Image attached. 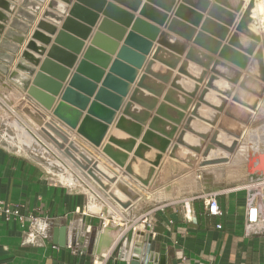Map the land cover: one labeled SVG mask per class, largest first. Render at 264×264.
Returning a JSON list of instances; mask_svg holds the SVG:
<instances>
[{"label": "water", "instance_id": "95a60500", "mask_svg": "<svg viewBox=\"0 0 264 264\" xmlns=\"http://www.w3.org/2000/svg\"><path fill=\"white\" fill-rule=\"evenodd\" d=\"M17 1L0 0V76L26 93L27 101L34 100L45 108H52L55 95L62 91L51 115L76 129L78 136L90 141L92 148L102 157L106 158L104 153L110 161L125 166L124 175L134 178L143 188L150 185L156 172L154 167L160 165L161 154L170 146L208 68H211L212 75L206 87L150 189H145L156 190L184 176L192 167L196 166V171L203 170L230 160L264 96V46L259 45L262 35L255 0H250L242 12L244 0H216L212 5L210 0H182L169 21L168 13L176 4L175 0H148L141 14L159 25L168 22L170 32H161L158 26L142 18L135 19L130 12L105 0H77L33 80L35 66L45 51L43 44L49 43L50 35L56 33L57 24L62 20V16L52 10L64 13L71 0H50L49 8L43 12L21 51L20 44L30 31L40 4L23 0L7 29L6 23ZM115 1L132 10L139 9L141 4V0ZM207 9L208 16L203 20ZM95 11H103L105 18L64 86L62 81L77 60L76 55L83 46L82 39L90 33L89 26L74 16L93 24L97 18ZM131 23L132 28L127 32ZM233 25L234 31L224 44ZM198 26L200 30H196ZM178 36L193 40V45L188 46ZM124 37L125 42L120 46ZM155 39L158 46L152 59L124 104ZM116 51L117 57L112 58ZM182 55H185L184 59ZM176 68L178 72L170 88L166 89ZM233 92L231 102L227 103L226 97ZM162 95L163 100L159 102ZM122 106L116 130L103 145L102 153L99 147ZM223 109L224 116L219 120ZM154 110L156 113L152 116ZM216 124L217 128L213 130ZM145 125H148L146 130ZM139 138L142 142L134 151L135 157L129 160L128 153L134 150L135 140ZM257 158L259 168L264 170V154L248 156L246 162L250 175H253ZM129 194L134 200L139 198L138 193L131 191ZM131 204L123 203L125 207ZM102 251L98 248L99 253ZM132 258L133 264L157 262L155 242L150 235L144 242L135 244ZM162 261L161 258V264Z\"/></svg>", "mask_w": 264, "mask_h": 264}, {"label": "crops", "instance_id": "0c3cea01", "mask_svg": "<svg viewBox=\"0 0 264 264\" xmlns=\"http://www.w3.org/2000/svg\"><path fill=\"white\" fill-rule=\"evenodd\" d=\"M31 1L39 3L40 10L36 13L35 21L26 35L24 43L20 45V51L26 46L36 23L43 12L48 9L50 2V0H46L44 3L37 0ZM105 1L106 3L116 4L130 12L135 19L142 18L158 26L161 32H170L167 28L168 22L159 25L141 14V9L148 0H141L140 8L137 10H132L115 0ZM215 1L210 0V5ZM22 2L23 0H18L15 3V9L10 13V20L6 23L7 29L10 22L16 17V12L21 7ZM181 2L182 0H175L176 4L168 13V21L175 15L176 8ZM86 7L94 10L90 6ZM208 11L209 9L203 13V20L208 16ZM241 12L237 13L238 17L235 24L238 22ZM74 17L76 20L86 22L81 17ZM132 24L127 26V32L131 30ZM196 30H200V26ZM233 31L234 28H230V33L226 37L227 40L223 41L224 44L228 42ZM1 38H3V34ZM179 38L187 42L188 46L193 45V40ZM124 42L125 37L120 40V46ZM155 42L158 43V40L155 39L153 44ZM52 45L46 47L48 50L45 55L41 56L42 62L47 57ZM213 56L216 59L219 58L218 55ZM184 57L185 55H182V59ZM151 59L152 57L148 62ZM77 61L79 62V60ZM39 69L40 65L36 67L37 72ZM70 69L71 77L74 68ZM108 70L109 68L106 69V72ZM177 72V68L173 70L172 80ZM206 72L207 75L199 84L200 88L196 95L192 97L193 101L185 112L182 123L178 125V131L171 140L170 146L166 152L162 154L159 152L162 159L160 165L154 167L156 172L151 182L154 181L168 158L178 134L183 130L185 120L190 117L194 104L198 101L201 91L206 87L208 78L212 75L211 68H208ZM171 79L166 84V89L170 88ZM101 84L102 82L99 83V86ZM238 86L235 87L238 88ZM133 90L124 104L130 99ZM0 94L5 97L4 99L0 97V200L18 205L23 215V219L18 217L6 219L0 213V264H92L94 254L92 250L95 246L96 248L101 246V243L98 246V241L103 230H109L111 234L108 247L112 239L115 240L120 234L123 235L120 247L115 248L106 264H133L132 255L135 244L144 242L147 235H150L155 242V252L158 260L153 264H161V258L163 259L162 264H264V224H258L253 228L247 226V194L245 190H235L231 188L232 186L217 189L225 190L218 196L221 212L219 214L208 212L205 198L209 192L215 191L211 188L213 179L211 180L210 174L213 172L209 169L212 168L192 171L153 191L143 188L136 181L123 176L122 172H118L117 174L123 176L130 183L132 192L139 195L137 201L132 200L131 206L123 210L102 193L87 176H82L83 182L80 184L60 182L42 165L40 160L44 157L41 154L33 155L26 152V149L19 150L14 144H11L9 141L15 139L12 136L14 132L9 129L10 133H6L4 128L7 125L12 126L14 121L22 120V118L13 119L11 115H17L21 110L24 113V109L32 105L38 108L41 107L33 100L27 101L25 98L26 93L10 83L7 78L4 79L1 76ZM233 94L234 92L229 96L231 97L230 100L229 97H226L227 103L231 102ZM163 95L161 98L159 97V102H162ZM59 99L60 96L57 102ZM15 105L21 107V110H17ZM122 109L123 106L118 111L114 122L110 124L103 145L109 142L112 131L116 130V120L122 113ZM52 111L46 112L44 110V119L56 118L51 115ZM86 113L85 110L84 114ZM155 113L156 110L152 111V116ZM24 116L27 121L33 124L31 118ZM222 116H224L223 112L220 113L219 120ZM26 120L24 122L29 127H34V124L32 126ZM217 124L212 127L213 130H216ZM262 125H264L263 104L248 127L249 132L245 142L240 146L242 152L238 154L239 162L244 161L246 155L245 150L243 151L242 148L249 143L247 137L249 134L252 135V133L258 131ZM144 128L146 130L148 125H145ZM1 132H4V134ZM71 138L76 142H84L74 132ZM135 142L134 150L128 153L129 160L135 157L134 151L142 140L139 138ZM208 142L209 140L206 141V144ZM86 145L93 150L97 159L109 164L108 159L98 154L91 145ZM153 150L158 152L156 149ZM260 152H264V149L260 148ZM201 154L199 153L198 156H201ZM240 156H243V158ZM142 162L150 165L147 161L143 160ZM219 167L221 168V170H218L220 173H213L214 181H220L222 174L226 172V166ZM145 192H152V195H154L149 202L144 198ZM148 204L152 206L146 208ZM102 213L105 214L104 217H102ZM144 214H148L147 218L152 225L148 227L147 223L140 222L137 224L136 229L131 228L130 224ZM30 215H35L38 218L34 225H32ZM109 222H111L113 230L103 228Z\"/></svg>", "mask_w": 264, "mask_h": 264}, {"label": "rangeland", "instance_id": "374dc122", "mask_svg": "<svg viewBox=\"0 0 264 264\" xmlns=\"http://www.w3.org/2000/svg\"><path fill=\"white\" fill-rule=\"evenodd\" d=\"M76 2H77V0H73V2L69 5V9H68L67 13L64 15L62 23L58 26V31L53 36V40H52L50 45L55 43L57 34L59 33L60 30H62V27H63V24H64V22L66 20V17L71 15L70 11H71L73 5ZM87 8L89 9V7H87ZM95 12L97 13V18H96V20H95V22L93 24H89V23L84 22V21L81 22V21L78 20L79 22L89 26V28H90L89 35L86 38L82 39L83 40V46H82L81 51L79 53H77V60H79V61L83 57L84 52L87 49V47L91 44V40H92L93 34L97 31V29H98L99 25L101 24L102 20L105 18V14L102 11H95ZM231 28H234V25L231 26ZM50 45H48V47ZM157 46H158V43L155 42V44H153V46H152V49L147 54V58H146L145 62L142 64V66H141V71H140L141 74L144 72L145 66H146L148 60L152 57L153 52H154V50H155V48ZM116 54H117V51L112 54V58L116 57ZM77 60H76V62L74 64V66L70 67V68H74V71H75V69H76V67H77V65L79 63ZM242 71L245 72V70H242ZM70 74H71V69H70ZM70 74L67 76V78L65 80L62 81L63 85L70 78ZM67 84H68V82H67ZM237 85H239V81H238V83H236L235 86H237ZM132 90H133V85H132L131 89L129 90V92L127 94L130 95ZM61 94H62V91L59 94L56 95V98H55V101L53 103V107L52 108H45L43 106H40L39 103H37L36 101L33 100L42 109L32 105L31 107H27L26 109H24V113H23L21 108L15 105L17 110H21V111L18 112L17 115L13 113L14 115H11V118H13V119L22 118V120L18 121L17 123H21L22 122L26 127L32 129L39 136V138L43 141V143H45V145L48 146V148L50 149L49 150L50 154L57 155V157H59L60 161H62L64 163L63 165L65 166V168L64 167H58V166H56L55 164H53L51 162V161L54 162V158L55 157H53V156L47 157L46 154H45L46 155L45 156V155L41 154L40 151H38L39 153L35 152L34 150H32V148H30L27 145H25L27 141L24 140L25 139V133L23 132L24 130L21 128L22 126H20V125L19 126L16 125V127H15V124H16L15 121L12 123V126L7 125L4 128V129H6V133H10L9 129H11V131L14 132V135H12V136L15 137V139H11L9 142L11 144H14L16 146V148L19 149V150L26 149V152H28L30 154H33V155H35L37 153L41 154V156L44 157V158H42L40 160L42 162V165L51 173L52 176H54V178L56 180H58L60 182H63V183H66V184H72L71 182L63 180L60 177L59 172L60 173H64V174H67V172H75V173H77V174H79L81 176L82 182H83L82 176L85 174L91 181H93V183L98 187V189L102 193L107 195V197L110 198L116 205H118L123 210L126 209L129 206L127 205V207H125L126 205L124 206L123 203L127 204V202H131L132 200L133 201H137V199L134 200L130 196L129 193L132 191V188L130 187V183L125 178H123V176H126V175H124L125 174V166H120V165L110 161L111 159L106 154H104L103 151H102L103 144L99 147V150L108 159L109 164H106L102 160L97 159L95 157V154H94L93 150L89 149L87 147V145H86V144L90 145L91 142L88 141L85 138H84L85 140L83 139L84 140L83 143L74 141L71 138L72 137V133L74 132V133H76L78 135L77 130L68 127L60 119H58V118H47V119L39 118L38 112L42 113L44 110L46 112H51L53 110V108L55 107V105L57 103V100H58L59 96H61ZM129 95H128V97H129ZM0 97L3 98V99L5 98L4 95H2V94H0ZM230 98L231 97H229L228 99L230 100ZM6 102H8V101L6 100ZM262 104L264 105V96L261 98L259 107L254 112V115L252 117L251 122L255 118L257 112L260 110ZM43 114H44V112H43ZM24 115H26V117L28 116L29 118H31V120H32V122L34 124V127H29L24 122V120H26ZM27 122H28V124L33 126V124H31V122H29V121H27ZM251 122L248 125H246L245 132H244L245 139H246V136H247V134L249 132L248 131L249 130L248 127L251 124ZM40 127H41V129L43 128L42 129L43 131L40 130ZM45 131L47 133L50 132L49 134L52 135V136L54 135V141L57 140L56 142H58V144H54L51 141L47 140L44 137V133H43ZM1 133L4 134V132H1ZM248 137H249L248 140H249L250 144L248 143L247 144L248 147L245 146L244 148H242V150L243 151L245 150V152H246V155L244 156V161L239 162V160H238V158H239L238 154H239V152H242L240 150V147H239L232 153V156H231L230 160L226 164L220 165L221 167L222 166H226V168L223 167V168L226 169V172H224L222 174V179L220 181H216V180L214 181L215 177H214V174H213L214 172L220 173L218 171V170H221V168L219 166L218 167H211L212 169H209L210 167L206 168V169L211 170V172H213L212 173L213 175L210 174L211 180L213 179L212 182H211V188L212 189H214V190L222 189V188H225V187L236 186L238 184H242V183L245 182V179H246V176H247L245 161L248 158L247 156H252V148L257 147V146L260 147V146L264 145V125H262L258 131L252 133V135H249ZM258 139L260 140V142H259ZM238 145H239V143H238ZM47 154L50 155L49 153H47ZM82 156H85V157L89 158L90 160H92L94 162V164H97L98 168L100 169V173L101 174H97L96 176L94 175L95 178H93L92 175H90L88 173V171L86 172L85 169L80 168V166L78 165V159H80ZM240 157L243 158V156H240ZM51 164H53L54 166L51 165ZM61 168H64V171ZM196 168H197L196 166L192 167L190 169V171L187 172L186 174L194 171ZM118 172H122L123 176L121 177L119 174H117ZM127 177L130 178V176H128V175H127ZM130 179H132V178H130ZM132 180L134 181V178ZM198 180H200V179L198 178ZM152 183L153 182H151L150 185L145 186V188H149L150 189ZM75 184H80V182H76ZM128 186H129V188H128ZM160 187H162V186H160ZM160 187H158L157 189H159ZM152 194H153L152 192H145L144 198H146V201L149 202V200H151V198L154 196ZM150 206H152V205L148 204V206H146V208H149Z\"/></svg>", "mask_w": 264, "mask_h": 264}, {"label": "built area", "instance_id": "2783aa9c", "mask_svg": "<svg viewBox=\"0 0 264 264\" xmlns=\"http://www.w3.org/2000/svg\"><path fill=\"white\" fill-rule=\"evenodd\" d=\"M264 152L256 155L262 156ZM254 170L253 175L248 173V166L246 162V170L247 176L245 182L242 184H238L236 186H232V189L235 190H245L246 191V205H247V226L254 227L256 225L264 224V170L259 168L260 162L259 159L254 162ZM225 190H215L211 191L206 195V207L210 214H219L221 212V207L218 201V196L224 192ZM0 213L5 216L6 219H10L12 217H18L23 219V215L21 213L20 207L10 202H6L4 200H0ZM148 214H144L139 219H136L130 224V227L136 229L138 227L137 224L140 222H145L148 224V227L151 226V222L147 218ZM105 214L102 213V217ZM30 219L32 221V225L37 222V216L30 215ZM126 224V223H125ZM105 225V224H104ZM123 240V235L120 234L118 238L112 240L109 248L106 251L98 252V248H93L92 253V264H106L110 256L112 255L115 248H117ZM123 244V243H122ZM120 247V246H119ZM84 253V252H82ZM135 254V249L133 251V255ZM132 255V257H133ZM133 261V258H132ZM147 264V261H145Z\"/></svg>", "mask_w": 264, "mask_h": 264}, {"label": "bare ground", "instance_id": "6f19581e", "mask_svg": "<svg viewBox=\"0 0 264 264\" xmlns=\"http://www.w3.org/2000/svg\"><path fill=\"white\" fill-rule=\"evenodd\" d=\"M46 0H44L42 3H44ZM250 0H244V5H243V7H242V10L246 7V5L248 4V2H249ZM73 2V0H71V2L70 3H67L66 5H67V9H66V11L64 12V13H59V11H55V10H52V11H54L55 13H58V14H60L61 16H62V20L60 21V23H58L57 24V30H56V33H57V31H58V26L62 23V21H63V18H64V15L67 13V11H68V9H69V5L71 4ZM255 2H256V8H257V13H258V19H259V24H260V30H261V35H262V40L260 41V43H259V45H263L264 46V0H255ZM49 8V7H48ZM56 33H54V34H51L50 36H51V40L49 41V43L48 44H43V46L45 47V51H44V53L42 54V55H45V53H46V51H47V48L46 47H48V45H50L51 44V42H52V40H53V36L56 34ZM25 41V40H24ZM24 41H23V43H24ZM23 43H21V44H23ZM20 44V45H21ZM55 44V43H54ZM53 46V45H52ZM52 46H51V48H52ZM50 48V49H51ZM50 51V50H49ZM42 55H40V62L35 66V74L32 76V77H35L36 76V74L40 71V69H39V71L37 72V70H36V67L37 66H39L40 65V68H41V62H42V59H41V56ZM77 56V55H76ZM47 57H48V55H47ZM46 57V58H47ZM45 58V59H46ZM44 59V60H45ZM44 60H43V62H44ZM42 62V63H43ZM140 71H141V67L139 68V73H138V76L136 77V79L132 82V85H133V88L137 85V82H138V79H139V77H140ZM172 80V79H171ZM58 81H60V80H58ZM128 95L129 94H127L126 96H125V98L126 99H128ZM55 98H56V95H55ZM161 98V97H160ZM196 98V97H195ZM195 98H193V99H195ZM126 99H125V101H126ZM55 101V100H54ZM193 101V100H192ZM224 113V110H222L220 113ZM190 113V112H189ZM38 114H39V118H42V119H44V114H43V112L41 113V112H38ZM186 119V118H185ZM186 121V120H185ZM16 124H15V127H16V125L17 126H22L21 128L24 130L23 132L25 133V139L24 140H26L27 142H26V144L25 145H27L28 147H30V148H32V150H34L35 152H38V151H40V153L41 154H43V155H47V157H49V156H53V157H55L54 158V162L53 161H51L53 164H55L56 166H58V167H64L65 168V166L63 165L64 163L62 162V161H60V159H59V157H57V155H53V154H50V152H49V148H48V146H46L45 145V143H43V141L39 138V136L32 130V129H30V128H28V127H26L22 122L21 123H17V122H15ZM38 125V124H37ZM27 129H26V128ZM37 127V126H36ZM39 127V126H38ZM43 129V128H42ZM41 129V127H40V130L41 131H43ZM37 130V129H36ZM44 133V137L47 139V140H49V141H51L52 143H54V144H58V142H56V141H54V135L52 136V135H50L49 133H47L46 131L45 132H43ZM250 135V134H249ZM247 138H249V137H247ZM252 139V138H251ZM254 139V138H253ZM259 140V139H258ZM247 141V140H246ZM245 142V137H244V134H243V136L239 139V141H238V143H239V145H237V148H239L241 145H242V143H244ZM254 142V141H253ZM259 142H260V140H259ZM247 144V143H246ZM250 144V143H249ZM49 145V144H48ZM257 145V144H256ZM51 146V145H50ZM244 146V145H243ZM250 146V145H249ZM57 147V146H56ZM248 147V146H247ZM236 148V149H237ZM260 148L262 149H264V145L263 146H260V147H254V148H252V156H250V157H253V156H256V155H258L259 153H261L260 152ZM248 149V148H247ZM250 149V148H249ZM30 150V149H29ZM47 151V152H46ZM57 152V151H56ZM251 152V151H250ZM39 153V152H38ZM47 153H49L50 155H48ZM68 154V153H67ZM45 155V156H46ZM248 155V154H247ZM248 157V156H247ZM50 161V160H49ZM53 164H51V165H53ZM77 164V163H76ZM78 165L80 166V168H82V169H85L86 170V172L88 171V173L90 174V175H92V177L93 178H95V176L97 175V174H101L100 173V169L98 168V165L97 164H94V162L92 161V160H90L89 158H87V157H85V156H82L80 159H78ZM54 166V165H53ZM77 167V166H76ZM64 168H61L63 171H64ZM59 174H60V177L63 179V180H65V181H68V182H71L72 184H75L76 182H82V179H81V176L79 175V174H77V173H75V172H67V174H64V173H60L59 172ZM95 175V176H94ZM91 177V178H92ZM100 177V176H99ZM104 178V177H103ZM102 178V179H103ZM128 188H129V186H128ZM111 222H109L108 224H106L105 226H103V228L105 229V228H107V229H110V230H113V226L110 224ZM113 225H114V223H112ZM114 227L116 228V226L114 225ZM115 232H116V229H115ZM110 232H109V230H103V232L101 233V235H100V237H99V243H98V246L100 245V243H101V247L99 246L98 248H102L103 249V251H106L107 250V247H108V243L110 242V239H111V237H110ZM115 236V235H114ZM113 240V239H112ZM111 244V243H110ZM109 248V247H108Z\"/></svg>", "mask_w": 264, "mask_h": 264}]
</instances>
